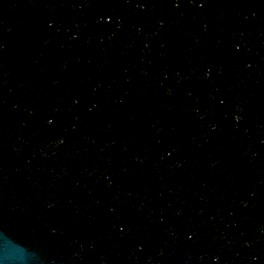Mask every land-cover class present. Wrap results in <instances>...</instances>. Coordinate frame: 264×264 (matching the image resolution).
<instances>
[{
    "label": "water",
    "instance_id": "95a60500",
    "mask_svg": "<svg viewBox=\"0 0 264 264\" xmlns=\"http://www.w3.org/2000/svg\"><path fill=\"white\" fill-rule=\"evenodd\" d=\"M0 264H264V0H0Z\"/></svg>",
    "mask_w": 264,
    "mask_h": 264
}]
</instances>
